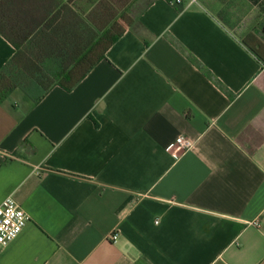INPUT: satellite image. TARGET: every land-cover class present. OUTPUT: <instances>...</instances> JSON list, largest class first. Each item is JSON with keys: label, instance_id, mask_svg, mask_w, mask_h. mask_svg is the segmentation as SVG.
<instances>
[{"label": "crops", "instance_id": "1", "mask_svg": "<svg viewBox=\"0 0 264 264\" xmlns=\"http://www.w3.org/2000/svg\"><path fill=\"white\" fill-rule=\"evenodd\" d=\"M50 21L98 62L0 104V205L31 218L0 264H264V0H0L10 37Z\"/></svg>", "mask_w": 264, "mask_h": 264}, {"label": "trees", "instance_id": "2", "mask_svg": "<svg viewBox=\"0 0 264 264\" xmlns=\"http://www.w3.org/2000/svg\"><path fill=\"white\" fill-rule=\"evenodd\" d=\"M44 23L42 33L51 27ZM49 35H33L26 38L10 37L0 28V33L18 50L12 60L0 71V104L17 90L34 101L40 102L54 86L67 91L74 90L98 62L91 49L99 39L94 36L58 38ZM115 39V38H114ZM254 35L246 43L258 55V42ZM95 41V43H94ZM78 49V50H77Z\"/></svg>", "mask_w": 264, "mask_h": 264}, {"label": "built area", "instance_id": "3", "mask_svg": "<svg viewBox=\"0 0 264 264\" xmlns=\"http://www.w3.org/2000/svg\"><path fill=\"white\" fill-rule=\"evenodd\" d=\"M170 3L174 6H180L183 4V0H170ZM193 146L194 143L190 138L179 136L169 144L168 151L176 160H179L193 149ZM20 206L12 196L7 197L0 205V249L5 248L10 241H15L30 223V216ZM251 225L261 229V224L258 221L252 222ZM113 240L116 241L117 236H114Z\"/></svg>", "mask_w": 264, "mask_h": 264}]
</instances>
